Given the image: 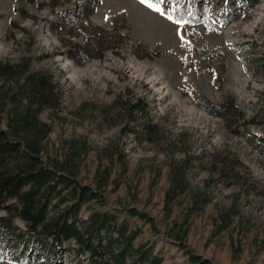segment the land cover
I'll list each match as a JSON object with an SVG mask.
<instances>
[{
  "label": "rangeland",
  "instance_id": "rangeland-1",
  "mask_svg": "<svg viewBox=\"0 0 264 264\" xmlns=\"http://www.w3.org/2000/svg\"><path fill=\"white\" fill-rule=\"evenodd\" d=\"M48 2L0 0V62L29 57L32 72L54 75L60 105L41 113L52 129L42 157L46 166L64 161L72 142L80 143L74 177L97 197L78 219L114 215L137 233L133 244L152 248L161 264H196L193 256L208 264H264V0L251 11L240 0H165V15L139 0H101L83 22L105 30L109 49L81 64L83 52L95 53L86 40L95 34L59 22L56 12L73 4L53 10ZM114 34L130 43L112 46ZM139 98L148 103L146 116L128 109ZM12 245L21 263L9 253L0 264L100 259L75 255V240L46 254L35 241Z\"/></svg>",
  "mask_w": 264,
  "mask_h": 264
},
{
  "label": "trees",
  "instance_id": "trees-1",
  "mask_svg": "<svg viewBox=\"0 0 264 264\" xmlns=\"http://www.w3.org/2000/svg\"><path fill=\"white\" fill-rule=\"evenodd\" d=\"M260 1L240 0L241 7L249 11ZM71 4L73 8L56 12L61 16L59 22L70 27L82 24L97 38L86 36L87 41L95 43V53L83 52L79 63L102 57L109 49L104 46L105 30L83 22V18L87 20L96 12L101 0H50L45 5L56 10ZM113 17H108L107 21L112 22ZM60 28L63 30L61 25ZM113 36L112 46L125 47L130 43L121 35ZM76 48H83L82 44L76 43ZM70 56L75 57L73 53ZM22 59L14 65L0 62V91L4 89L0 93V119L9 107L5 117L7 129H0V261L13 251V242H22L27 248L35 241L44 253L48 250L58 253L65 242L75 240L80 247L72 250L75 255L89 254L90 259L99 255L96 264H161L162 260L153 254L152 248L133 244L137 233L130 232L127 224H119L114 215L104 212L92 214L84 221L78 219L81 209L97 197L93 189L81 186L74 177L77 174L76 159L82 148L80 143L72 142L71 158L45 165L42 157L44 141L52 129L41 119V113L45 108L57 110L60 94L51 72H32L31 58ZM127 106L133 114H148V103L141 98ZM207 109L215 107L208 105ZM147 128L152 130L151 126ZM65 191L67 194L64 195ZM67 200L72 204H66ZM63 204H66L65 210L52 213L55 205ZM17 220L25 227L21 228ZM104 239L107 240L108 257L101 254ZM10 257L14 263H21V254L10 253ZM192 259L196 264H208L196 256ZM31 264L49 263L37 258Z\"/></svg>",
  "mask_w": 264,
  "mask_h": 264
},
{
  "label": "snow or ice",
  "instance_id": "snow-or-ice-1",
  "mask_svg": "<svg viewBox=\"0 0 264 264\" xmlns=\"http://www.w3.org/2000/svg\"><path fill=\"white\" fill-rule=\"evenodd\" d=\"M139 2L141 4L146 5L149 9H152L154 11H156L157 13H160L161 15H165V11L162 9V5L165 3V0H139ZM175 10H173V12H169L167 13V19L169 20H173V13ZM189 15H191V12H189ZM177 25H181V24H186L189 21L187 20H181V19H176L174 21ZM178 35L180 34L179 32L177 33ZM182 41H183V37H181ZM187 46V45H186Z\"/></svg>",
  "mask_w": 264,
  "mask_h": 264
},
{
  "label": "bare ground",
  "instance_id": "bare-ground-1",
  "mask_svg": "<svg viewBox=\"0 0 264 264\" xmlns=\"http://www.w3.org/2000/svg\"><path fill=\"white\" fill-rule=\"evenodd\" d=\"M231 33H229V35H230ZM159 74H161V72H159Z\"/></svg>",
  "mask_w": 264,
  "mask_h": 264
}]
</instances>
